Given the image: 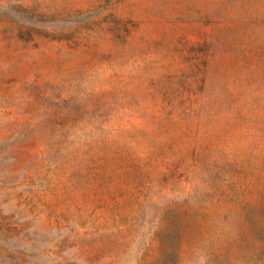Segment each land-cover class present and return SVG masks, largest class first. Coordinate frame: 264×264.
<instances>
[{"label":"rangeland","instance_id":"374dc122","mask_svg":"<svg viewBox=\"0 0 264 264\" xmlns=\"http://www.w3.org/2000/svg\"><path fill=\"white\" fill-rule=\"evenodd\" d=\"M0 264H264V0H0Z\"/></svg>","mask_w":264,"mask_h":264}]
</instances>
